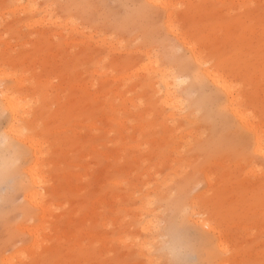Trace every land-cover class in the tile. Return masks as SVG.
<instances>
[{"label":"rangeland","instance_id":"374dc122","mask_svg":"<svg viewBox=\"0 0 264 264\" xmlns=\"http://www.w3.org/2000/svg\"><path fill=\"white\" fill-rule=\"evenodd\" d=\"M156 61L179 81L173 107L137 73ZM0 65L44 143L15 140L0 264H168L156 226L177 216L198 240L191 264H264V0H0ZM124 78L145 102L126 141L104 102ZM39 152L54 187L32 190Z\"/></svg>","mask_w":264,"mask_h":264},{"label":"bare ground","instance_id":"6f19581e","mask_svg":"<svg viewBox=\"0 0 264 264\" xmlns=\"http://www.w3.org/2000/svg\"><path fill=\"white\" fill-rule=\"evenodd\" d=\"M27 10H29V8ZM197 58H199V56H196V59ZM149 59L151 60L150 55H149ZM198 62L200 63V65H202L203 68H205L204 67L205 64L202 62L201 59L198 60ZM4 69L5 67L0 65V77H3V78L6 76ZM137 71H138L137 72L138 75L140 74V72H144V73L146 72L148 75L150 74V72H153L152 75H156L158 77L160 85L163 88L164 95H165V101H164L165 106L168 105L170 107L171 106L173 107V105H175L174 100H172V96L174 94V90L177 85L176 83H179V81L175 77H172L171 80L169 79V75H168L169 72L166 70V67L160 66V64L156 61V62H150L149 64L143 66L140 70H137ZM204 71L206 75L209 76L210 78H214V77L218 78L216 76L215 70H212V69L209 70L205 68ZM123 80H124V84L120 89H114V90L109 91L107 88H105L106 89L105 92L107 93V95H105L104 102H105L106 107L109 110L110 121L116 124L118 127H120V129L117 130L113 134L119 135L121 140L126 141V139L130 138L129 134L131 133V130L133 129L132 127L130 129L127 123L132 124V122H134V119L132 118L131 120V117L128 118L127 115L128 114L132 115V113L134 112L133 110H136L137 108H140V107H144L145 102L141 100H138L136 102L134 99H131V96H129L128 94L124 92V91L129 90V88L126 86L125 78ZM147 85L151 86L149 84ZM140 88H143V86H141ZM224 88L226 89V91H229L228 93L232 91V88H230L229 85H227L226 87L224 86ZM166 96L168 97L167 100H166ZM97 97L99 96H96V98ZM0 104H1L0 109H2L4 113H8L10 115V128L8 132L13 133L15 131H19L21 133L19 137L14 136V140L19 141L22 144L28 143L30 146L36 148L38 151L44 148V143H41V141L37 138V136H33V134L31 133V131L36 130L37 119H36V116H34V112L31 110V106H28L30 104L28 100H24L23 98L16 97L15 95H13L7 90H4V91L0 90ZM174 108H178V106H175ZM145 113L148 116H153L154 114L153 112L149 113L148 111H146ZM238 115L240 119L249 128L252 127L249 124L250 122L249 115H245L242 113ZM125 119L127 121H125ZM133 127L135 129L136 128L138 129V127L135 125ZM159 127L160 128L163 127V124H161ZM140 128L144 130L145 125H142ZM29 129H30V134H29ZM140 141H141L140 139H137V143H135L137 144L135 146L138 148H140V143H139ZM259 141L260 140L258 138V144H260ZM18 149L23 150L20 147H18ZM41 155L42 153L40 154L39 152L36 156L35 166L25 171V174L29 180V183L31 184L32 190L38 189L39 187H41V185L43 188H48V189L54 187V186H51L50 183H48L45 180L44 176L40 175V165H41V169H44L45 167L48 166L46 164L47 162H45L46 157L41 156ZM108 155H109V152L108 153L105 152L104 156L108 157ZM52 163L53 162H49L48 164L52 165ZM72 176L73 175H68L66 179L70 180ZM26 197H27V200H30L33 203L39 204V202L36 201L35 194L30 193ZM41 198L44 201L45 198L43 196Z\"/></svg>","mask_w":264,"mask_h":264},{"label":"clouds","instance_id":"9594fccd","mask_svg":"<svg viewBox=\"0 0 264 264\" xmlns=\"http://www.w3.org/2000/svg\"><path fill=\"white\" fill-rule=\"evenodd\" d=\"M21 133L0 131V183L9 181L20 164L19 149L14 136ZM159 251L168 258V264H191L190 258L197 254V237L187 229L182 216L157 224Z\"/></svg>","mask_w":264,"mask_h":264}]
</instances>
